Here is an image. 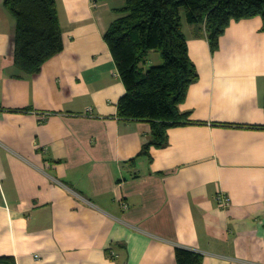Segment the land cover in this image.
I'll use <instances>...</instances> for the list:
<instances>
[{
  "label": "crops",
  "instance_id": "1",
  "mask_svg": "<svg viewBox=\"0 0 264 264\" xmlns=\"http://www.w3.org/2000/svg\"><path fill=\"white\" fill-rule=\"evenodd\" d=\"M126 1L55 0L64 49L25 75L0 0V258L178 264L183 249L200 264H264L262 19L232 21L212 52L183 18L190 122L147 156L151 123L118 116L126 88L104 40Z\"/></svg>",
  "mask_w": 264,
  "mask_h": 264
},
{
  "label": "trees",
  "instance_id": "2",
  "mask_svg": "<svg viewBox=\"0 0 264 264\" xmlns=\"http://www.w3.org/2000/svg\"><path fill=\"white\" fill-rule=\"evenodd\" d=\"M4 5L16 19L14 65L25 75H35L64 49L56 2L5 0ZM118 13L104 35L126 88L118 116L151 123V141L140 153L147 156L152 148L165 146L169 129L190 122V113L179 107L198 73L183 33V13L188 24L204 28L212 52L232 21L260 17L264 30V0H127ZM152 51L160 54L161 65L148 66ZM176 260L200 264L203 257L177 249ZM0 264L16 260L2 257Z\"/></svg>",
  "mask_w": 264,
  "mask_h": 264
},
{
  "label": "built area",
  "instance_id": "3",
  "mask_svg": "<svg viewBox=\"0 0 264 264\" xmlns=\"http://www.w3.org/2000/svg\"><path fill=\"white\" fill-rule=\"evenodd\" d=\"M215 201L217 203V205L222 208V209H227L230 207V198L228 195L223 194V193H219L216 198Z\"/></svg>",
  "mask_w": 264,
  "mask_h": 264
},
{
  "label": "rangeland",
  "instance_id": "4",
  "mask_svg": "<svg viewBox=\"0 0 264 264\" xmlns=\"http://www.w3.org/2000/svg\"><path fill=\"white\" fill-rule=\"evenodd\" d=\"M182 11H183V10H182ZM183 18H184V20L186 21V19H185V14H184V13H183ZM151 53H152V54L150 55V58H152L153 61H155V59L158 58V57L160 58L158 52H154V51H152ZM161 64H162V62H161ZM154 65H155V66H158L157 63H155ZM218 194H219V193H218ZM218 194H217V195H218ZM217 195H216V196H217ZM215 198H216V197H215Z\"/></svg>",
  "mask_w": 264,
  "mask_h": 264
}]
</instances>
